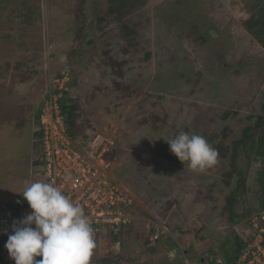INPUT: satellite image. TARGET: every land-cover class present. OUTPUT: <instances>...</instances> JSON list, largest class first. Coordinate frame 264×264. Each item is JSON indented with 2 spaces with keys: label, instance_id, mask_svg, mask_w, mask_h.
<instances>
[{
  "label": "rangeland",
  "instance_id": "1",
  "mask_svg": "<svg viewBox=\"0 0 264 264\" xmlns=\"http://www.w3.org/2000/svg\"><path fill=\"white\" fill-rule=\"evenodd\" d=\"M252 1L0 0V208L45 182L34 133L46 90L64 82L83 130L112 143L106 176L130 201L122 232L93 228L90 264L224 259L264 211L259 160L229 222L228 159L194 171L169 161L165 145L183 131L225 146L264 116V49L244 27ZM5 231L0 255L15 264Z\"/></svg>",
  "mask_w": 264,
  "mask_h": 264
},
{
  "label": "built area",
  "instance_id": "2",
  "mask_svg": "<svg viewBox=\"0 0 264 264\" xmlns=\"http://www.w3.org/2000/svg\"><path fill=\"white\" fill-rule=\"evenodd\" d=\"M64 84L59 89L46 90L38 118L37 130L42 136L38 141L37 167L42 170L45 182H53L70 200L82 205L93 228L107 227L116 234L121 226L130 224L131 217L121 210L130 201L106 176L111 166L112 143L93 132L75 138L68 134L61 112L63 91L67 92ZM30 212L29 206L17 211L3 206L0 225H12ZM251 218L248 228L239 232L241 249L234 261L227 263L213 256L201 264H264V211Z\"/></svg>",
  "mask_w": 264,
  "mask_h": 264
},
{
  "label": "clouds",
  "instance_id": "3",
  "mask_svg": "<svg viewBox=\"0 0 264 264\" xmlns=\"http://www.w3.org/2000/svg\"><path fill=\"white\" fill-rule=\"evenodd\" d=\"M166 142L194 171L217 163V149L201 135L182 131ZM20 194L31 212L11 225L5 244L10 259L15 264H90L95 232L82 205L70 200L53 182H32Z\"/></svg>",
  "mask_w": 264,
  "mask_h": 264
},
{
  "label": "trees",
  "instance_id": "4",
  "mask_svg": "<svg viewBox=\"0 0 264 264\" xmlns=\"http://www.w3.org/2000/svg\"><path fill=\"white\" fill-rule=\"evenodd\" d=\"M244 27L253 35L255 40L264 49V0H253L251 3V14L245 20ZM122 31L126 34L130 33L129 28L126 25H122ZM112 63V64H111ZM112 66H120V64L111 62ZM63 99L61 100V112L64 117L65 126L68 134L72 137L83 136L86 131L83 130L80 124V116H77V106L69 100V95L65 92ZM231 112H225V116L231 115ZM224 116V115H223ZM249 119H255L252 126L245 127L240 136L231 141L230 143L223 145L221 138L217 134L212 135L207 141L218 151V155L225 156L228 159L226 165V172L223 173L224 182L231 185V192L226 198L224 209L228 215L229 222H238L240 216L236 212L235 205L239 200L240 194L244 191L246 186V176L248 168L250 166L251 158L254 157L259 160L260 168L257 172V182L262 195V201L260 203V210H264V116H249ZM41 131L36 130L34 137L36 144L39 145L41 139ZM165 149H168L166 157L169 161L175 164H181L182 162L170 151L169 145H165ZM113 153H111L112 156ZM110 156V157H111ZM35 164H39L35 161ZM232 183V184H231ZM19 201V203H18ZM5 207L11 211H17L21 207L29 206L24 198L16 196L6 202ZM129 225V224H128ZM128 225L121 226L116 234H119ZM11 228V224L0 225V230L5 231ZM110 233L114 234L112 231ZM114 234V235H116ZM233 249L228 252L224 258L227 263L235 260L241 249V243L237 236L233 239ZM113 262L109 258H103L99 264H112ZM0 264H6L3 257L0 255Z\"/></svg>",
  "mask_w": 264,
  "mask_h": 264
}]
</instances>
